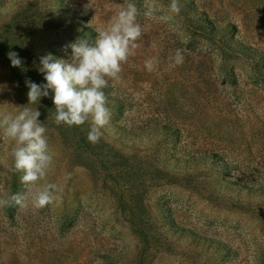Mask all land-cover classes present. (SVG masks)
<instances>
[{
    "label": "rangeland",
    "instance_id": "374dc122",
    "mask_svg": "<svg viewBox=\"0 0 264 264\" xmlns=\"http://www.w3.org/2000/svg\"><path fill=\"white\" fill-rule=\"evenodd\" d=\"M124 2L0 0V111L41 113L53 165L37 186L57 185L41 209L0 207V264H264V0H179L167 21L170 0H130L143 31L95 144L89 123L54 122L51 92L27 105L40 58L93 43ZM13 144L0 134V199L25 192Z\"/></svg>",
    "mask_w": 264,
    "mask_h": 264
},
{
    "label": "clouds",
    "instance_id": "9594fccd",
    "mask_svg": "<svg viewBox=\"0 0 264 264\" xmlns=\"http://www.w3.org/2000/svg\"><path fill=\"white\" fill-rule=\"evenodd\" d=\"M154 6L144 13L151 17ZM180 11L179 0H170L169 15L157 17L161 21L171 18L170 14ZM138 8L135 3L125 0L119 10L103 28L97 29L93 43L85 38L65 45L62 49L67 59L47 54L40 58L38 71L43 74L46 83L36 84L26 80L28 104H36L41 98L52 93L55 108L54 122L57 125L81 126L89 123L87 139L97 143L110 122L108 98L104 89L110 80H119L122 65L139 47L137 41L142 35V26L137 22ZM70 49V54L68 53ZM8 58L13 67H21L22 60L16 52L9 51ZM173 65L183 63L181 49L175 51ZM151 72L156 67L155 58L144 62ZM41 113L29 107H18L15 114L0 111V134L13 141L9 158L11 169L22 173L20 182L24 193L12 194L9 199H0V207L12 204L41 209L56 199L54 183L39 186L53 165V154L45 135L47 129L39 122Z\"/></svg>",
    "mask_w": 264,
    "mask_h": 264
}]
</instances>
